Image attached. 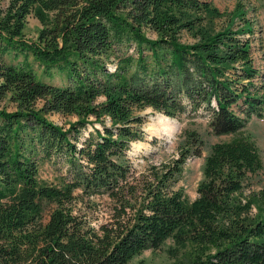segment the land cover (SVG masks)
Listing matches in <instances>:
<instances>
[{"label": "trees", "instance_id": "trees-1", "mask_svg": "<svg viewBox=\"0 0 264 264\" xmlns=\"http://www.w3.org/2000/svg\"><path fill=\"white\" fill-rule=\"evenodd\" d=\"M30 15L42 26L31 42L23 36ZM222 16L208 0H10L0 8V100L10 91L18 106L0 108V264H133L167 239L192 247L176 264H264V190L253 189L262 161L244 131L263 116L264 98L250 90L249 41L237 36L250 27L233 31L231 15L219 27ZM55 74L59 84L42 79ZM182 97L194 110L204 105L210 131L227 136L205 155L192 200L179 181L187 158L201 154L196 130L167 161L136 170L128 156L144 138L137 110L174 117L186 110ZM48 110L79 117L63 129ZM94 122L101 128L81 138ZM53 157L66 170L55 184L38 175V161ZM90 198L105 201L96 224Z\"/></svg>", "mask_w": 264, "mask_h": 264}, {"label": "rangeland", "instance_id": "rangeland-1", "mask_svg": "<svg viewBox=\"0 0 264 264\" xmlns=\"http://www.w3.org/2000/svg\"><path fill=\"white\" fill-rule=\"evenodd\" d=\"M10 0H0V8H4ZM212 2V5L218 8L223 16L217 20L219 27H224L228 23L227 15L233 17L230 29L233 31L244 28V23L248 24L251 31L246 30L243 33H239L237 36L242 39H248L251 65L255 70V75L250 78L249 82L250 90L258 91L259 95L264 98V0H208ZM232 19V18H231ZM41 23L34 16L27 18L26 25L24 27V38L28 41H36L38 32L41 28ZM146 34L153 38L155 34L148 29ZM187 38V35L183 36V39ZM188 40H190L188 38ZM127 53H135L133 46L127 48ZM30 61L36 68L38 75L41 73L42 66L29 57ZM106 67L110 71H114L116 68L115 57L111 56L106 63ZM239 67V64H236ZM46 82L60 83L59 74H55L53 78L42 77ZM242 84L247 83V80H240ZM102 99V98H100ZM99 99V100H100ZM182 102L186 105L185 112L178 113L176 116L171 117L160 111L154 110L151 107H146L142 110H137L139 114L144 117V138L135 140L131 143V147L128 151V156L131 164L136 170H142L149 163H158L160 161H167L178 155V149L183 143L185 138V132L190 130H196L202 141L203 146L201 154L199 156H190L187 158L183 168V173L179 185L182 187L184 194L189 200H192L197 195V185L203 178V162L204 157L209 153L210 146L218 141H223L227 138L225 135H215L210 131L208 125L210 111L202 105L199 109H192L189 101L182 97ZM242 99L239 98L236 103L232 104L233 109L239 112V107L244 108ZM43 99H38L35 104L37 108L42 106ZM213 104V102H211ZM0 108L6 111H15L18 106L15 100L11 97V92L5 93L4 97L0 100ZM161 114L171 119V125L173 131L171 133H161L158 129L161 125L157 121V116ZM264 115V108H263ZM47 120L55 125L66 129L69 124L75 122L78 119V114L62 113L60 111H47L44 113ZM89 119L93 120V116ZM107 124L108 120L105 121ZM93 127L101 128L99 123L93 124L87 123L82 131L81 138L86 137ZM156 129H155V128ZM255 142L258 153L262 161L261 169L256 173L253 178V189L264 190V116L262 118L253 117L247 122V126L244 129ZM79 145V142L77 143ZM66 174L63 160L60 157H53L48 161H38V175L43 181L49 183H58L61 175ZM88 201V200H87ZM90 207L94 209L95 219L92 223L96 224L103 218V207H105L104 200L98 198H90ZM49 206V205H48ZM45 217L47 218V209L45 211ZM172 239H167L164 244L158 249H146L135 255L132 259V263L136 264L140 259L145 260L148 264H176L177 261L184 257H187L192 251L191 245L187 244L184 248H175Z\"/></svg>", "mask_w": 264, "mask_h": 264}, {"label": "bare ground", "instance_id": "bare-ground-1", "mask_svg": "<svg viewBox=\"0 0 264 264\" xmlns=\"http://www.w3.org/2000/svg\"><path fill=\"white\" fill-rule=\"evenodd\" d=\"M157 121L160 122L162 125L158 128V129H160L159 131L161 133H168L169 134L173 131V128L171 125V119L169 117L159 114L157 116Z\"/></svg>", "mask_w": 264, "mask_h": 264}]
</instances>
